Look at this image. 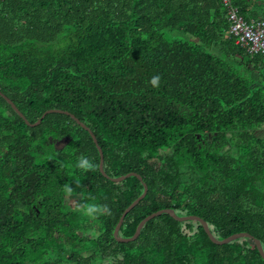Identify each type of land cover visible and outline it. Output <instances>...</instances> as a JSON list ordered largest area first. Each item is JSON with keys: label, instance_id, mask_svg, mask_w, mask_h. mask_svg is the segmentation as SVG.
Masks as SVG:
<instances>
[{"label": "trees", "instance_id": "obj_1", "mask_svg": "<svg viewBox=\"0 0 264 264\" xmlns=\"http://www.w3.org/2000/svg\"><path fill=\"white\" fill-rule=\"evenodd\" d=\"M235 5L264 20V0ZM0 92L30 125L75 116L108 177H142L105 178L71 116L31 127L0 95V264H264L253 240L218 246L168 214L114 237L145 184L120 237L168 209L264 250V57L236 44L220 0H0ZM93 199L108 212L80 216Z\"/></svg>", "mask_w": 264, "mask_h": 264}, {"label": "water", "instance_id": "obj_2", "mask_svg": "<svg viewBox=\"0 0 264 264\" xmlns=\"http://www.w3.org/2000/svg\"><path fill=\"white\" fill-rule=\"evenodd\" d=\"M0 95L7 101V103L12 107V109L22 118L25 120L26 124L27 125H30V123L25 119V117L23 116V114L19 111V109L15 106V104L9 99L7 98L5 95H3L1 92H0ZM52 113H57V114H65V115H68V116H71V118L73 120H75V122H77V124H79L83 129H85L86 131H88L99 151V154H100V164H99V169H100V172L101 174L105 177V178H108L110 179L112 182L114 183H119V182H122V181H125L126 179L128 178H131V177H136L138 178L140 181H142V177L139 176L138 174H135V173H130V174H127L125 176H122V177H118V178H110L107 176V174L105 173L104 171V156H103V151L101 149V147L98 145V141L95 137V135L89 130V128H87L83 123H81L77 118H75V116L69 114L68 112H64V111H61V110H48L46 111L43 116L41 117L40 120H38L35 124L33 125H30L31 127H36L38 126L41 121L45 118V116L49 115V114H52ZM63 146V144L60 146V148ZM148 193V187L147 185L144 184V193L138 198L136 199L126 210L125 212L122 214L116 228H115V231H114V237L115 239L118 241V242H121V243H129V242H133L135 241L140 233H141V230L142 228L144 227V225L153 220L154 218H157L163 214H168L170 215L172 218H174L176 221L178 222H186V221H196V222H199L207 236L210 238V240L215 244V245H218V246H222V245H227L233 241H236V240H239V239H243V238H246V239H249V240H253L256 248L258 249V252L259 254L261 255L262 259L264 260V250H263V247L261 245V242L257 239H253L252 236H250L249 234L247 233H238V234H234L224 240H217L211 233L209 227H208V224L203 221L201 218L199 217H196V216H189V217H179L176 215V213L174 212V210H168V209H165V210H160L154 214H151L150 216L146 217L140 224L139 226L137 227L136 229V232L134 234L133 237L131 238H122L120 237V229L124 223V219L125 217L146 197Z\"/></svg>", "mask_w": 264, "mask_h": 264}, {"label": "built area", "instance_id": "obj_3", "mask_svg": "<svg viewBox=\"0 0 264 264\" xmlns=\"http://www.w3.org/2000/svg\"><path fill=\"white\" fill-rule=\"evenodd\" d=\"M227 10V19L230 23V35L236 44L244 48L250 55L264 57V20L245 21L234 0H221Z\"/></svg>", "mask_w": 264, "mask_h": 264}, {"label": "clouds", "instance_id": "obj_4", "mask_svg": "<svg viewBox=\"0 0 264 264\" xmlns=\"http://www.w3.org/2000/svg\"><path fill=\"white\" fill-rule=\"evenodd\" d=\"M159 82H160L159 76H153L150 80V84L153 87H158ZM74 166L77 169L81 170L82 172H86V171L94 168L93 162L85 154H81L77 158ZM77 183H78V181H77ZM62 191L64 192V194L66 196L76 195L75 189L71 186V184H65L63 186ZM75 210L80 216H82L86 219H90V220H95L98 217H100L101 215H104L106 212H108V208L106 205H102L94 199L88 200L86 202H81L80 204H78L76 206ZM106 264H110V262H106Z\"/></svg>", "mask_w": 264, "mask_h": 264}, {"label": "rangeland", "instance_id": "obj_5", "mask_svg": "<svg viewBox=\"0 0 264 264\" xmlns=\"http://www.w3.org/2000/svg\"><path fill=\"white\" fill-rule=\"evenodd\" d=\"M221 1V0H220ZM221 4H222V1H221ZM234 5H235V0H234ZM222 6H223V4H222ZM236 6V5H235ZM224 7V6H223ZM237 7V6H236ZM238 8V7H237ZM224 9H225V7H224ZM239 9V8H238ZM225 11H226V14H227V10L225 9ZM239 12H240V10H239ZM241 15V14H240ZM245 20V19H244ZM251 20H257V19H251ZM250 20V21H251ZM258 20H262V19H258ZM246 21V20H245ZM248 22V21H247ZM175 37H177V38H179V39H188V38H190L189 36H184V35H181V34H176L175 35ZM193 38H190V40H192ZM262 135H264V132L262 133ZM67 203L68 204H71L72 206L75 204V201L74 200H72V199H69L68 201H67ZM189 217V216H188Z\"/></svg>", "mask_w": 264, "mask_h": 264}, {"label": "crops", "instance_id": "obj_6", "mask_svg": "<svg viewBox=\"0 0 264 264\" xmlns=\"http://www.w3.org/2000/svg\"><path fill=\"white\" fill-rule=\"evenodd\" d=\"M262 132H264V130Z\"/></svg>", "mask_w": 264, "mask_h": 264}]
</instances>
